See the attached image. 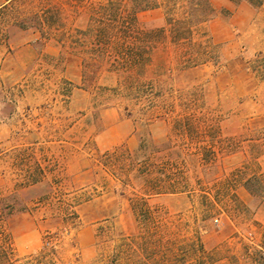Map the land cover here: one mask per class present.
<instances>
[{
  "label": "rangeland",
  "instance_id": "374dc122",
  "mask_svg": "<svg viewBox=\"0 0 264 264\" xmlns=\"http://www.w3.org/2000/svg\"><path fill=\"white\" fill-rule=\"evenodd\" d=\"M7 1L0 198L13 206L14 264H264V200L244 186L264 174V82L250 70L264 53V0H210L213 16L200 29L218 46L219 66L181 71L173 46L161 45L140 78L154 87L152 103L134 100L104 70L85 81L92 8L109 0L0 6ZM191 1L152 0L157 8L139 14L141 26L166 27ZM187 118L191 125L175 131ZM153 140L173 143L162 156L185 173V193L149 197L139 181L126 186L103 166L115 150L143 159L138 151ZM237 169L248 175L228 183ZM137 198L151 215L137 216Z\"/></svg>",
  "mask_w": 264,
  "mask_h": 264
},
{
  "label": "trees",
  "instance_id": "16d2710c",
  "mask_svg": "<svg viewBox=\"0 0 264 264\" xmlns=\"http://www.w3.org/2000/svg\"><path fill=\"white\" fill-rule=\"evenodd\" d=\"M188 5L190 8L184 13L188 14L186 17L179 20L171 18L166 27L152 30L142 27L139 19L140 13L157 8L152 0H109L106 4L93 7L91 25L86 33L92 42L82 50L85 55V81L92 82L104 70L116 78L120 88L129 93V96H135L134 100L150 101L154 96L150 91L153 93L154 87L150 81L142 82L140 78L150 70L153 55L166 42L173 46L177 55L175 62L181 71L209 63L219 66L220 56L216 53L218 46L207 32L200 29L213 16L210 0H192ZM204 11L208 14H202ZM196 14L202 18L200 21H197L199 16H195ZM163 68L166 69V65ZM250 70L264 82V53L258 54L250 62ZM191 122L189 118L176 119L174 130L181 131V128L191 125ZM215 138L223 143L221 132ZM162 147L164 149L154 140L150 144H143L138 151L143 159L127 151L107 152L102 163L111 170L119 183L132 186L134 181H139L149 197L185 193V173L168 161L166 156H162L164 151L174 148L173 143L170 141ZM244 169L248 170L249 166ZM245 170L237 169L228 183L237 184L243 181L248 175ZM251 175L244 186L253 197L264 200V174L253 172ZM133 207L137 216L151 215L146 209L147 202L144 198L134 200ZM12 213L13 206L0 198V264H14L6 228L7 219ZM135 240L136 238L132 240L133 247L137 245Z\"/></svg>",
  "mask_w": 264,
  "mask_h": 264
},
{
  "label": "crops",
  "instance_id": "0c3cea01",
  "mask_svg": "<svg viewBox=\"0 0 264 264\" xmlns=\"http://www.w3.org/2000/svg\"><path fill=\"white\" fill-rule=\"evenodd\" d=\"M7 3H9V2L7 1L5 4L1 5L0 8L5 7L7 5Z\"/></svg>",
  "mask_w": 264,
  "mask_h": 264
}]
</instances>
